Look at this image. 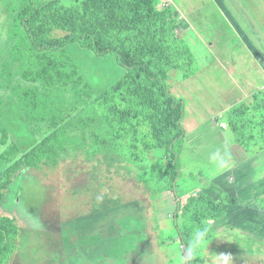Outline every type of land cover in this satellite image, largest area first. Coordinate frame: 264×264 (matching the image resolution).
I'll list each match as a JSON object with an SVG mask.
<instances>
[{
  "label": "rangeland",
  "instance_id": "374dc122",
  "mask_svg": "<svg viewBox=\"0 0 264 264\" xmlns=\"http://www.w3.org/2000/svg\"><path fill=\"white\" fill-rule=\"evenodd\" d=\"M20 1L0 0V50L6 51L9 44L8 26ZM157 4L159 8L175 7L172 0H157ZM234 4L248 9L243 19L253 30L250 34L264 47V20L259 17L264 13V0H234ZM176 11L182 16L177 33L184 34L195 62L180 57V63H187L170 70L168 84H181L186 72H203L201 82L194 77L197 71L186 77L192 78L189 83L193 88L182 87L193 98L184 105L188 116L183 127L191 132L188 141L195 146V163L202 164L190 165V172L198 174L202 166L208 169V177H216L220 169L236 166L226 163L231 152L217 137H201L211 133L213 125L205 132H192V128L204 120L206 125L212 124L210 119L218 118L227 140L235 141L225 121L227 109L222 106L240 91L229 85L232 80L219 63L238 59L247 48L238 30L222 24L216 10H209L212 17L205 20H197L202 12L195 14L196 26L190 25L178 8ZM105 63L92 67L98 86L110 85L125 71L117 64L115 68ZM176 96L182 97L181 93ZM85 113L95 114V118H91L92 127H84L85 145H80L93 154L78 148L76 140L84 130L71 127L67 132L71 138L61 148L59 161L54 166L23 167L0 203V212L16 217L21 228L18 248L8 264H187L179 235L184 229L183 211L176 215V194L166 189L162 180L168 149L154 145L144 153L140 138L131 141L130 130L124 131L121 122L116 132L100 114L97 103ZM94 138L102 140L98 146L106 149V154L90 146ZM1 142L0 128V152L4 149ZM256 157L243 160L242 165L224 174L216 190L212 188L215 184L205 187L197 175L186 179V171L179 178L182 203L196 191H205L216 200L228 193L223 205L225 216L212 221L211 236L200 235L192 246L198 264H264V210L258 198L264 195V163L254 165ZM146 178L149 182H144Z\"/></svg>",
  "mask_w": 264,
  "mask_h": 264
},
{
  "label": "trees",
  "instance_id": "16d2710c",
  "mask_svg": "<svg viewBox=\"0 0 264 264\" xmlns=\"http://www.w3.org/2000/svg\"><path fill=\"white\" fill-rule=\"evenodd\" d=\"M181 17L172 5L159 8L157 0L20 1L10 19V40L6 49L25 53L30 66L42 65V82L47 86L59 84V89L67 93L62 100L68 103L58 112L59 124L49 127L47 134L25 152L20 151L0 124L4 146L0 152V203L23 167L54 166L59 161L61 148L71 138L67 133L71 127L76 131L92 127L91 118L93 120L95 114L85 112L97 103L100 114L105 115L116 132L121 122L124 131L130 130L131 141L140 138L144 153L148 146L168 149L163 186L176 194V215L183 211L185 223L179 235L187 264H198L192 246L197 244L200 235L211 236L212 221L225 216L223 205L228 195L216 200L201 190L191 193L185 203L180 200L178 185L182 176L180 152L186 134L182 124L185 106L183 100L170 91L168 78L173 67L186 65V61L180 63V57L195 62L184 34L177 33ZM70 44H78L96 56L113 57L114 62L125 69L124 74L97 93L68 52ZM196 71L186 72L185 76ZM75 99L83 105L74 106ZM225 118L234 133L233 140L249 155L264 149V90H257L247 100L231 106ZM86 132L87 129L79 133L76 141L78 148L88 152L80 145H85ZM101 141L94 138V145L90 146L106 154V149L98 146ZM90 154L93 153L88 152ZM144 182H149L148 178ZM258 198L264 210V196ZM20 237L17 218L0 212V264H8Z\"/></svg>",
  "mask_w": 264,
  "mask_h": 264
},
{
  "label": "crops",
  "instance_id": "0c3cea01",
  "mask_svg": "<svg viewBox=\"0 0 264 264\" xmlns=\"http://www.w3.org/2000/svg\"><path fill=\"white\" fill-rule=\"evenodd\" d=\"M49 1L51 0H40L41 3H47ZM172 1L175 7L181 11L182 15L186 17V20L192 26H196V23H194L195 14L202 12L200 15H197V20H205L212 17L209 10H216V16H218L221 23L238 30L242 42L246 45V51H244V53H239L240 56H237L238 59H225L219 63L221 67H224L222 70L223 73L232 80L229 82V85H234L240 91L235 98L226 102L222 106L225 110H228L231 106L239 102L247 100L257 90H264V47H261L255 36L250 34L253 30L250 27H247L250 25H248L243 19L244 14L247 13L246 10L248 11L247 8H245L246 10L237 8L234 4V0ZM259 17L261 18V21L264 20V13H262L261 16L259 15ZM67 49L91 87L97 93L103 91L107 86L100 84L103 86L101 87L97 85L99 82L93 76L92 67L95 65H104L106 62L105 65L111 64L113 67L117 68V63L114 62L113 57H96L90 50L81 48L78 44H70L67 46ZM28 64V57L25 53L7 49L6 51L0 50V124H2L3 128L8 131L9 135L13 138L22 152H25L27 149L35 145L39 139L44 137L49 131V127L54 128L55 125L59 124L61 118L58 117V112L62 110L63 106H67L68 103H65L62 100L63 96H67V93H63L62 90L59 89V84L56 85L57 87L55 85L47 86L42 82L40 76L42 65L36 63L35 65L30 66L31 63L30 65ZM198 71L194 77L201 82V75L203 72ZM123 74L124 70L120 73V77ZM233 75H235V77H232ZM189 78H184V81H182L181 84H175L173 87L170 85V91L175 96L176 94L181 93L182 97L180 98H182L184 105H186L187 102H191L193 99L192 97H188L189 95H186L182 88L184 86H186L185 88H193L189 83L192 78ZM210 80L212 81L213 78ZM224 88H226V86L223 87V89ZM176 97L179 98V96ZM77 104H80L81 106L83 105L82 101L78 102L75 99L74 106ZM195 105H197V103H195ZM197 112L198 110L193 113ZM187 116L188 115L185 112L182 124L186 122ZM210 120L212 124L206 125L204 120L203 123L199 122L200 124L198 123L196 127H193V130L191 129L192 132H205L203 130L208 129L213 125L211 127V133L205 132L204 134H200L201 137L212 136L213 140H216V137L218 140H222V143H219L231 152L226 163L229 165H236L232 168L220 169L216 177H208V174H206L208 169L199 166L201 169L198 174L195 175L207 185L205 187L209 188L210 185L215 184V187L212 186V188L216 190L217 187H221L217 181L227 172L235 170L234 168L242 165L243 160H249L258 155L255 158L257 161L254 165H262L264 163V149L254 155H249L240 144L235 141L229 142L227 140L228 138L225 137L226 135L222 128L218 125V118H216L215 121L213 119ZM2 126L0 125L1 132ZM189 133L191 132L186 130L184 142L182 143L183 147L180 152L182 176L185 171L186 173H189L185 177L186 179H189L191 175L195 176L193 172H190V165H202L195 163V157L193 156V148L195 146H190L188 141ZM210 165H213V162L210 163ZM216 165H218V162H216ZM229 179L235 180L233 176H230ZM224 194L228 195V193Z\"/></svg>",
  "mask_w": 264,
  "mask_h": 264
}]
</instances>
